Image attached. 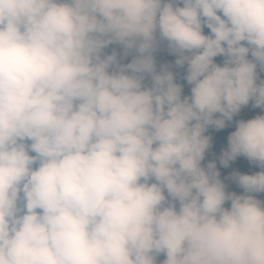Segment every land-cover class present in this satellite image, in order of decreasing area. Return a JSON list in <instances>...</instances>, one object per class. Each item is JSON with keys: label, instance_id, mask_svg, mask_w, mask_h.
<instances>
[{"label": "clouds", "instance_id": "obj_1", "mask_svg": "<svg viewBox=\"0 0 264 264\" xmlns=\"http://www.w3.org/2000/svg\"><path fill=\"white\" fill-rule=\"evenodd\" d=\"M0 264H264V0H0Z\"/></svg>", "mask_w": 264, "mask_h": 264}, {"label": "trees", "instance_id": "obj_2", "mask_svg": "<svg viewBox=\"0 0 264 264\" xmlns=\"http://www.w3.org/2000/svg\"><path fill=\"white\" fill-rule=\"evenodd\" d=\"M205 32H207V30L205 29ZM166 59H171L170 57H165ZM216 59V62H221L222 61V57H217L215 58ZM185 93H187V88H185ZM250 107V106H249ZM231 129H226L224 131H221L219 133H216L215 134V144H214V147H213V151L214 152H219V148L226 143V135H227V132L230 131ZM219 167V165H218ZM232 167L236 168L237 170H240V171H244V172H251V171H256L258 169H255L254 167L250 168L249 166H245V167H240L238 165H236L235 163L232 164ZM231 169H221V172L224 173V174H227L228 171H230ZM240 190H238L237 192H239Z\"/></svg>", "mask_w": 264, "mask_h": 264}, {"label": "rangeland", "instance_id": "obj_3", "mask_svg": "<svg viewBox=\"0 0 264 264\" xmlns=\"http://www.w3.org/2000/svg\"><path fill=\"white\" fill-rule=\"evenodd\" d=\"M125 62H127V61H125ZM259 111H260L259 109H251L250 107H248V108H245V109L242 110V112L240 113V116L238 118H245V119L246 118H250L251 116L259 113ZM234 163L236 165L240 166V167H245V166L247 167V166H249L247 164V162L243 158H238V160L236 162H234ZM223 175H225V174L222 173V177H223ZM230 190L238 191L239 189H236L235 186L232 185V186H230Z\"/></svg>", "mask_w": 264, "mask_h": 264}]
</instances>
